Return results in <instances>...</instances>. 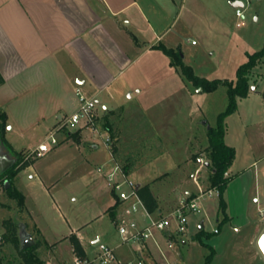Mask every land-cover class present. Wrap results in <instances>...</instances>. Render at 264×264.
Instances as JSON below:
<instances>
[{"label":"rangeland","instance_id":"obj_1","mask_svg":"<svg viewBox=\"0 0 264 264\" xmlns=\"http://www.w3.org/2000/svg\"><path fill=\"white\" fill-rule=\"evenodd\" d=\"M173 1V7H169L168 32L161 39V45L173 50L179 47L183 63L199 78L234 82L237 68L247 61L248 55L264 46V0H241L244 5L241 19L236 18L231 0ZM146 31L143 28L141 32L145 37ZM129 63L122 72L114 70V81L100 95L87 98L96 102L98 112L102 107L125 105L128 115L134 119L129 124L123 123L118 113L116 124L113 122L122 142V152L118 157L120 163L117 161L120 168L130 164L140 169L147 163L143 170L137 172L142 176L138 174L139 177L135 178L129 175L126 176L127 180L137 185L147 180L146 175L152 178L156 176L155 173L167 171L152 186L153 194L160 198L161 207L166 211L175 209L186 193L199 197L200 212L188 216L186 232L176 237L175 248L159 244L166 263L204 264L210 249H213L215 255L210 264H264V255L257 246L259 237L264 234V217L261 215L264 211V62L251 71L249 86L254 91L237 100L236 111L224 120V143L231 146L236 155L229 175H237V172L251 167L247 173L250 179L243 180V183L240 181L234 188L240 192L245 182L248 191L244 197L235 199L231 212L226 211L228 220L224 222L218 197L214 194L202 196V190L208 184V170L205 167L207 129L216 127L218 116L227 108V87L221 85L213 92L196 88L178 70L175 73L167 66L166 56L161 51L154 55L141 52ZM139 90L140 97L137 94ZM140 104L144 110V123L139 124L138 133L136 120L143 121L137 108ZM98 120L96 129L99 131L102 126L100 117ZM16 125L26 127L24 123L9 122L0 133V146L3 147L2 143L6 141L17 150L26 147L19 140V134L9 131L11 126L16 129ZM41 129L48 131L46 125ZM79 130L82 129L62 128L58 133L63 138L69 134L76 136ZM85 134L90 135L91 131L87 129ZM137 134L139 137H136ZM48 135L49 132L42 142L47 141ZM37 142L38 136L33 140V143ZM142 142L152 146L150 154H145L146 150L140 145ZM113 143L110 140V148L114 146ZM96 144L102 159L99 161H89L88 152L84 149L71 150L69 155L61 151H48L36 161V153L20 154L25 164L35 162L30 169L19 172L18 186L14 188L12 184L11 191L16 190L26 196L24 206L32 218L25 209H19L17 199L10 196L5 186L0 188L1 264H25L19 254L23 224H26L28 234L38 244L34 255L43 264H54L50 259H54L56 253L66 263L72 261L70 238L65 239L71 233L80 241L86 252L83 259L88 263L97 264L94 262L97 245L104 244L114 249L117 258H120L119 253L125 252L129 259L125 261L120 258L124 261L122 264L127 261L150 264L146 257L140 260L135 254L134 249L138 245L122 243L114 223L107 216L94 219L107 207L105 201L109 199L106 195L109 182L105 175L115 168L113 162H106L103 140L99 139ZM8 157V161L0 160L1 171L17 160L15 155ZM85 158L89 162L86 163ZM154 158L161 161L152 166L153 162L149 161ZM97 168L102 169L104 176L95 172ZM39 179L44 181L45 189ZM4 182L8 185L5 176ZM147 187L150 191V187ZM33 222L37 223L42 236L33 229ZM200 230L202 235H199ZM157 239H161L160 235ZM95 241L97 243L93 244Z\"/></svg>","mask_w":264,"mask_h":264},{"label":"crops","instance_id":"obj_2","mask_svg":"<svg viewBox=\"0 0 264 264\" xmlns=\"http://www.w3.org/2000/svg\"><path fill=\"white\" fill-rule=\"evenodd\" d=\"M173 3V0H0V109L6 115V127L9 122L26 124V127L16 125V129L13 126L9 129L19 134V140H22L26 147L17 150L5 141L2 143L3 147L0 146V160L3 158L8 161V156L12 157L17 153L35 152L37 146L42 143V138L44 139L48 132L60 126L62 118L77 111L76 90L83 92L86 97H97L114 81L112 77L114 70H121L120 72L126 70L130 60L141 52L152 55L160 52L154 47L161 44V39L168 32L169 11ZM123 22H126L125 26ZM143 28L147 30V37L141 33ZM166 59L167 66L177 73L176 69L170 66L168 57ZM137 94L140 97V90ZM124 106L102 107L101 112L97 110L100 119L107 117L110 131H102L100 128L96 135L91 133L86 136L87 129L82 128L76 136L69 134L63 138L58 133L56 137L58 140L60 136V140L55 146L48 144L49 151H61L69 155L71 150L84 149L88 152L89 161H99L102 159L99 157L101 154L96 143L99 139L104 142L105 138L109 137L111 142H114L112 145L115 153L112 156L110 149L104 146L106 162H113L120 168L118 157L122 152V142L119 141V135L114 129L115 118L120 113L119 119H122L123 123L129 124L134 120L128 115ZM137 108L143 118V121L136 120L138 123L136 130L140 133L139 124L144 123V110L141 104ZM43 125H46L48 131L44 132L41 129ZM137 135L136 137H139V134ZM37 136L39 142L33 143ZM225 136L226 133L224 138ZM142 143L140 145L146 150L145 154H150L152 146ZM157 154L162 155L163 152ZM12 161L14 160L11 158V164L16 162V160ZM84 161L89 162L86 158ZM160 161L154 158L149 163L153 162L152 166H154ZM234 162L235 159L230 168ZM33 163L23 170L30 169ZM146 165L147 163L140 169L130 164H126L125 167L129 172L128 176L134 175L137 178L140 174L137 172L143 170ZM9 167L2 171L0 169V174L2 175ZM230 168L226 176L231 179L223 194L227 213L231 212L235 199L246 195L248 184L245 185V182L240 192L234 188L240 181L243 183V180L250 179L247 173L251 167L232 176L229 175ZM166 172L155 173L156 176L152 178L146 175L147 180L137 183L138 189L149 186L153 198L156 199L158 208L151 214L152 218L170 212L162 209L160 198L152 191L153 184ZM18 175L19 173L12 182L14 188L18 186ZM39 183L43 189L46 188L42 179H39ZM108 194L106 192L109 197L105 201L107 207L94 219L107 216L106 210L114 201L117 203L109 184ZM188 195L186 193V196ZM23 196L26 200V196ZM24 209L32 218L25 206ZM32 227L42 236L36 222L32 223ZM22 228L28 234L26 224H23ZM159 235L156 236L158 244L166 246L161 235V239H157ZM71 236L78 240L74 233L65 239ZM32 239L34 241L33 237ZM134 252L140 260L146 257L150 264H167L161 245L158 248L154 242L137 246ZM84 253L86 254L85 251ZM119 257L124 260L129 259L123 251L119 253ZM120 258L118 260L124 262ZM50 260L54 261V264L66 263V260L57 253L54 259Z\"/></svg>","mask_w":264,"mask_h":264},{"label":"built area","instance_id":"obj_3","mask_svg":"<svg viewBox=\"0 0 264 264\" xmlns=\"http://www.w3.org/2000/svg\"><path fill=\"white\" fill-rule=\"evenodd\" d=\"M240 1L241 0H231L232 3ZM243 8V4L241 7L234 8L237 19L243 18L241 11ZM237 27H239V24H237ZM192 44L194 43L192 42ZM76 97L78 101L77 111L62 118L60 126L56 130L49 132L47 141L39 144L35 152H30L32 154L36 153L34 158H39L41 154L48 152V144L55 146L58 143L56 135L62 128H86L90 130L93 135L98 133L96 129V122L98 120L96 102L93 99L87 98L80 90H76ZM104 146L110 149L109 137L105 138ZM95 172L104 176L101 168H97ZM105 178L109 182L117 202V210L113 223L123 244L142 246L148 242H154L159 248V244L156 240V234L158 233L162 236L165 245L170 249H174L176 237L186 232L188 216L190 214L198 215L200 212L198 203L199 197L188 195L175 209L171 210L166 215L159 214L157 217L152 218L151 214L147 212L137 196L138 186L132 181L127 180L126 176L122 174L121 169L117 165L109 174L105 175ZM4 185V177L0 174V188H4ZM124 185L126 186L125 188ZM212 194L218 197L217 190H202V196L210 197ZM202 196H200V198H202ZM261 215L264 217V211H262ZM215 233H217V231H215ZM1 242L2 237L0 236V243ZM94 262L97 264H122L118 260L114 249L104 244L97 245V256L94 258ZM46 264L50 263L47 262ZM64 264L91 263H88L86 260L73 253L72 261ZM124 264L132 263L127 261ZM137 264H143V262L139 261Z\"/></svg>","mask_w":264,"mask_h":264},{"label":"trees","instance_id":"obj_4","mask_svg":"<svg viewBox=\"0 0 264 264\" xmlns=\"http://www.w3.org/2000/svg\"><path fill=\"white\" fill-rule=\"evenodd\" d=\"M155 50L161 51L166 57L169 59V63L171 67H174L178 70L181 75L186 79V81L192 83L196 88L201 87L204 92H213L219 86L227 87V96H228V105L222 114L218 116L217 125L215 128H210L207 130V159L205 164H208L206 167L208 170L207 177V187L205 190H217L218 191V206L219 211L223 215V222L228 220L226 214V203L223 197V194L227 188V185L230 181V177L226 176L230 166L232 165L235 159V151L232 147L227 146L224 143V120L227 116L233 114L237 108V100L243 99L247 97L249 92L251 91V87L249 86V79L251 71L259 66L262 62H264V46L257 51L247 56V61L242 64L236 70V79L234 82L228 81H208L203 78H199L194 75L192 69L183 63V58L181 57V53L179 48L176 50L168 49L163 45H157L154 47ZM99 121V120H97ZM97 124V122H96ZM101 130L102 131H110L107 117L100 119ZM6 127V115L3 111L0 110V133L4 131ZM97 127V125H96ZM100 130V129H99ZM115 153L114 147L110 148V154L113 156ZM17 156L16 162L10 166L2 176L8 178L9 187L6 189L12 198L17 199L18 207L20 210L24 209V196L18 191H11L12 189V181L15 176L23 170L25 167L29 165L25 164L20 157V154H15ZM37 158H34L36 160ZM122 174L124 176H128L127 168H121ZM137 196L141 200L143 206L150 214L153 213L156 209V201L152 197L147 186L141 187L137 190ZM117 203L112 205L106 210L107 217L113 222L116 215ZM199 235H202V231L200 230ZM208 238L209 236H205ZM17 243H19V240ZM70 242L73 248V253L77 256L83 258L85 256L84 250L80 245L79 241L74 237H70ZM38 244L34 243V245L26 250L20 249L19 254L24 259L25 264H43L37 258H35L34 251L36 250ZM215 253L213 249H210L209 255L205 258L204 264H210L214 257ZM1 264V259H0Z\"/></svg>","mask_w":264,"mask_h":264},{"label":"water","instance_id":"obj_5","mask_svg":"<svg viewBox=\"0 0 264 264\" xmlns=\"http://www.w3.org/2000/svg\"><path fill=\"white\" fill-rule=\"evenodd\" d=\"M231 6L233 8L241 7L242 4L240 2H235V3H232ZM251 91H254V88H251ZM203 124H205V122ZM209 129L210 128H208L207 130H209ZM207 166H208V164H205V167H207ZM7 188H8V186H7V183L5 182V189H7ZM96 243H97V241L94 244H96ZM33 245H34V241H33L32 237L25 232L24 228H22L21 249L26 250V249L32 247ZM257 246H258V249L261 252V254L264 255V234H262L259 237Z\"/></svg>","mask_w":264,"mask_h":264}]
</instances>
